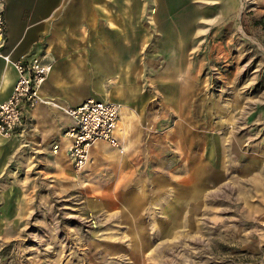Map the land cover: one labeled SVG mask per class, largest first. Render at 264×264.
I'll list each match as a JSON object with an SVG mask.
<instances>
[{
    "label": "rangeland",
    "instance_id": "rangeland-1",
    "mask_svg": "<svg viewBox=\"0 0 264 264\" xmlns=\"http://www.w3.org/2000/svg\"><path fill=\"white\" fill-rule=\"evenodd\" d=\"M164 3L185 28L139 49L122 152L10 163L0 264H264V0Z\"/></svg>",
    "mask_w": 264,
    "mask_h": 264
},
{
    "label": "crops",
    "instance_id": "crops-1",
    "mask_svg": "<svg viewBox=\"0 0 264 264\" xmlns=\"http://www.w3.org/2000/svg\"><path fill=\"white\" fill-rule=\"evenodd\" d=\"M1 1L2 53L11 60L29 54L43 57L52 68L39 91L41 102L20 110L21 124L14 135L0 138V181L13 173L10 163L17 157L26 163L48 156L68 162L64 132L73 124L66 111L87 100L126 106L128 97L119 93L135 74L139 80V49L149 42L164 45L169 38L164 31L172 28L162 17L169 14L164 0ZM146 7L155 9L154 26L144 24V30L154 35L138 39L141 18L150 14ZM14 78L12 67L0 59V103L8 98ZM54 146L58 149L53 154ZM101 147L93 146L90 155L96 156Z\"/></svg>",
    "mask_w": 264,
    "mask_h": 264
},
{
    "label": "built area",
    "instance_id": "built-area-1",
    "mask_svg": "<svg viewBox=\"0 0 264 264\" xmlns=\"http://www.w3.org/2000/svg\"><path fill=\"white\" fill-rule=\"evenodd\" d=\"M2 1L0 0V59L9 64L15 81L8 98L0 103V138H11L21 124V111L33 108L41 102L39 91L46 83L52 64L32 54L17 56L11 60L1 50L3 42ZM21 110V111H20ZM121 107L116 102L87 100L78 107L66 111L72 126L64 132L68 141L65 147L72 170L80 173L90 160V151L97 143H106L122 152V144L117 135ZM58 147H53V153Z\"/></svg>",
    "mask_w": 264,
    "mask_h": 264
}]
</instances>
